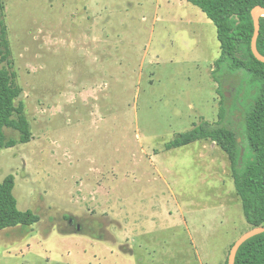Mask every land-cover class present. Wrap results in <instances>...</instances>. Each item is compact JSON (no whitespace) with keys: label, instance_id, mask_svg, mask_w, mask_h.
I'll return each instance as SVG.
<instances>
[{"label":"rangeland","instance_id":"obj_1","mask_svg":"<svg viewBox=\"0 0 264 264\" xmlns=\"http://www.w3.org/2000/svg\"><path fill=\"white\" fill-rule=\"evenodd\" d=\"M3 1L0 68L32 138L4 130L17 143L0 149V181L13 177L18 209L39 221L0 231V264H217L250 230L228 158L209 141L164 147L219 124L223 104L247 148L254 89L215 71L212 22L185 0Z\"/></svg>","mask_w":264,"mask_h":264},{"label":"trees","instance_id":"obj_2","mask_svg":"<svg viewBox=\"0 0 264 264\" xmlns=\"http://www.w3.org/2000/svg\"><path fill=\"white\" fill-rule=\"evenodd\" d=\"M186 1L204 13L215 27L220 46V56L214 62L215 71L225 64L227 69L224 72L228 75L241 71L249 76V85L254 89V94L244 110L242 123V139L247 148L239 144L235 131L221 125L225 113L223 104L219 107V124L203 121L177 134L164 147L171 150L197 141H209L219 147L228 158L235 194L240 200L245 222L250 229L264 226V64L257 61L250 50L253 34L250 11L255 6L264 7V0ZM4 13L5 4L0 0V62L7 61L10 53ZM259 25L256 48L264 56V17L260 18ZM20 93L15 75L0 68V149L14 147L17 143L6 140L5 129L16 131L21 144L28 143L32 138L24 105L19 100ZM219 95L221 100H226L222 91H219ZM13 189L12 176L0 181V231L18 226L31 227L39 221L34 212L18 209ZM224 264H227V258ZM234 264H264V232L240 246Z\"/></svg>","mask_w":264,"mask_h":264},{"label":"water","instance_id":"obj_3","mask_svg":"<svg viewBox=\"0 0 264 264\" xmlns=\"http://www.w3.org/2000/svg\"><path fill=\"white\" fill-rule=\"evenodd\" d=\"M250 16L253 22V34H252V38L250 42V50L254 58L257 61L264 64V56H262L256 48V41L259 35V29H260L259 20L261 17H264V7L255 6L250 11ZM263 232H264V226L255 227V228L248 230L247 232L242 234L237 240H235L232 246L230 247V250L227 256V264L235 263V257H236L237 251L244 242H246L248 239L256 235H259Z\"/></svg>","mask_w":264,"mask_h":264},{"label":"crops","instance_id":"obj_4","mask_svg":"<svg viewBox=\"0 0 264 264\" xmlns=\"http://www.w3.org/2000/svg\"><path fill=\"white\" fill-rule=\"evenodd\" d=\"M185 3H187V4H189V5H191L190 3H188L186 0H185ZM180 5L181 6H183V3H182V1H180ZM191 6H193V5H191ZM193 7H195V6H193ZM197 8V7H196ZM159 9V7L157 6V10ZM156 10V9H155ZM205 15V14H204ZM208 19V18H207ZM212 71V68L210 69V72ZM212 88H213V86H212ZM209 147H211L213 150H215L216 148H218L216 145H214V144H210V146ZM203 148H205V145H203ZM228 208V211L227 212H230V210H231V207H232V204H229L228 206H227ZM229 216V215H228ZM234 242V241H233ZM233 242L231 241V243L229 244L228 243V245L227 246H229V250H230V246L233 244ZM227 256H228V252L225 254V255H223L222 254V256L219 258V260L217 261V264H224V262H225V260H226V258H227Z\"/></svg>","mask_w":264,"mask_h":264}]
</instances>
